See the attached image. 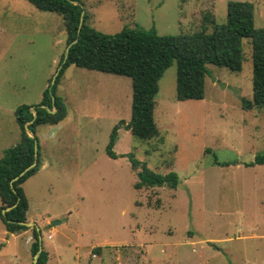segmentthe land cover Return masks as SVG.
Wrapping results in <instances>:
<instances>
[{
    "label": "rangeland",
    "instance_id": "rangeland-1",
    "mask_svg": "<svg viewBox=\"0 0 264 264\" xmlns=\"http://www.w3.org/2000/svg\"><path fill=\"white\" fill-rule=\"evenodd\" d=\"M82 1L86 23L100 32L137 25L177 35L200 29L204 15L225 23L229 0ZM245 1L255 27H264V0ZM66 40L60 14L0 0V157L20 140L16 108L39 104ZM241 48L240 71L208 65L198 100H177L172 61L155 97L159 134L142 140L118 130L113 151L132 153L155 172H176L175 189H135L129 158L106 154L114 125L130 120L131 78L64 69L55 91L66 118L36 127L49 165L25 185L27 217L39 226L47 264H264V164H252L264 155V107L241 106L252 97L248 39ZM7 239L0 218V264H33L25 237Z\"/></svg>",
    "mask_w": 264,
    "mask_h": 264
},
{
    "label": "trees",
    "instance_id": "trees-1",
    "mask_svg": "<svg viewBox=\"0 0 264 264\" xmlns=\"http://www.w3.org/2000/svg\"><path fill=\"white\" fill-rule=\"evenodd\" d=\"M35 8L56 12L62 16L67 34V58L56 76L54 84H49L43 91L39 104L33 105L36 115L33 117L32 105L21 104L15 110V120L20 128V140L3 151L0 157V218L7 233H19L29 227L26 212L28 199L23 183L34 175L42 164L38 143L37 158L34 157V139L36 127L40 124L55 125L66 118L64 100L56 95L60 76L64 69L73 64L78 67L124 75L131 78V116L128 122L123 120L114 125L106 146V154L111 158L127 156L131 169L135 171L137 181L135 189L163 187L175 189L179 183L176 172L159 173L137 160L132 153L116 154L113 146L118 138V130L123 127L132 136L148 140L156 137L159 130L154 119L155 97L158 93V81L164 71L176 61V98L179 101L202 99L204 97L205 77L208 65L225 67L231 71L242 69V39L249 40L252 62V97L242 98L241 106L245 110L264 107V27L254 25L253 5L245 0L227 2L226 22L217 24L214 17L203 16L200 29L191 34L158 35L152 30L139 26L124 27L116 33H103L84 22L79 28L82 0H27ZM77 1L78 4H74ZM212 24L207 32L205 24ZM44 106L52 111H48ZM26 128L34 133L30 137ZM35 165L12 179L29 165ZM252 164H264V155L255 157ZM15 204V205H14ZM14 205L2 213V209ZM30 253L36 254L41 245V233L37 226L32 228ZM1 249V246H0ZM48 253L41 250L35 264H47Z\"/></svg>",
    "mask_w": 264,
    "mask_h": 264
},
{
    "label": "water",
    "instance_id": "water-1",
    "mask_svg": "<svg viewBox=\"0 0 264 264\" xmlns=\"http://www.w3.org/2000/svg\"><path fill=\"white\" fill-rule=\"evenodd\" d=\"M74 4H78V2H77V1H74ZM83 22H84V10H82V11H81V14H80L79 28L82 26ZM75 41H76V40H75ZM75 41H73V42H71L70 44L67 45V47H66V49H65V51H64V58H63V61L66 60V58H67V54H68V49H69V47L72 45V43H74ZM61 67H62V65H61V66L58 68V70L56 71V74H55L54 78L52 79L51 84H54L55 79H56V76L58 75L59 70L61 69ZM44 107H45L48 111H52V110H50L49 108H47L46 106H44ZM31 111H32V113H33V117H35V115H36V109L34 108V106L31 107ZM26 131H27V133H28V135H29L30 137L34 138V133H32V132H31L30 130H28L27 128H26ZM37 152H38V140L35 138V139H34V157H35V159L37 158ZM34 165H35V162H33V164L29 165V166H28L27 168H25L24 170H22L18 175H16V176L12 179L11 183H12L14 180H16L19 176L23 175L28 169L32 168ZM14 205H15V204H14ZM14 205L2 209V213L5 214V212L8 211V210H10ZM54 223H56V222H53V224H54ZM24 224L27 225V226L32 225V223L27 222V221L24 222ZM210 244L213 246L212 243H210ZM41 250H42V247H41V245H40L39 250H38V251L36 252V254L33 256V261H32L33 264L36 263L37 258H38V256H39Z\"/></svg>",
    "mask_w": 264,
    "mask_h": 264
},
{
    "label": "crops",
    "instance_id": "crops-1",
    "mask_svg": "<svg viewBox=\"0 0 264 264\" xmlns=\"http://www.w3.org/2000/svg\"><path fill=\"white\" fill-rule=\"evenodd\" d=\"M85 12V11H84ZM63 121H61V122H59L58 124H55L54 126H59V125H61V123H62ZM42 134H44V133H42ZM55 135V131L54 132H51V134H49V133H47V134H45V135H42L43 137H45V138H49L50 136H54ZM49 164L46 162V160L44 159V160H42V164H41V166H40V168H39V170L34 174V175H32V176H35L38 172H41L42 170H44L47 166H48ZM31 176V177H32ZM31 177H29V178H31ZM29 178L23 183V189H24V192H25V195H27L26 194V189H25V185H26V183H27V181L29 180ZM27 197V196H26ZM29 206H30V203H29V201H28V209H29ZM28 209H27V212H28ZM27 212H26V217H27ZM27 222H30V223H32V226H37V228L39 227L38 226V224L37 223H35L36 221L33 219V217H30V218H28L27 217ZM5 232L7 233V231L5 230ZM8 234V236H9V239H7L6 240V242L8 243L9 242V240L11 241L12 239H17V237H25V241H26V243H28L29 245L31 244V242H32V232L30 231V230H25V231H21V232H17V233H7ZM11 238V239H10ZM30 251V250H29ZM30 253V252H29ZM30 255H31V253H30Z\"/></svg>",
    "mask_w": 264,
    "mask_h": 264
},
{
    "label": "built area",
    "instance_id": "built-area-1",
    "mask_svg": "<svg viewBox=\"0 0 264 264\" xmlns=\"http://www.w3.org/2000/svg\"><path fill=\"white\" fill-rule=\"evenodd\" d=\"M50 236V235H49Z\"/></svg>",
    "mask_w": 264,
    "mask_h": 264
}]
</instances>
